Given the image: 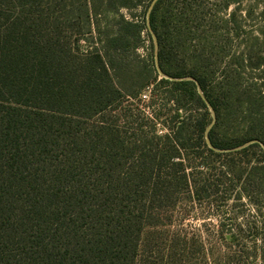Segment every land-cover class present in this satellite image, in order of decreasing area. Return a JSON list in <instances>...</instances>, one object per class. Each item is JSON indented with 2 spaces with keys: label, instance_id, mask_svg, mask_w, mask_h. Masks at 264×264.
Returning a JSON list of instances; mask_svg holds the SVG:
<instances>
[{
  "label": "trees",
  "instance_id": "1",
  "mask_svg": "<svg viewBox=\"0 0 264 264\" xmlns=\"http://www.w3.org/2000/svg\"><path fill=\"white\" fill-rule=\"evenodd\" d=\"M105 1L0 0V264H240V224L218 225L237 246L224 259L173 226L256 162L235 197L251 195L247 231L264 236V74L246 79L264 68V26L226 54L190 36L189 5L156 0L160 77L136 52L140 24L94 20Z\"/></svg>",
  "mask_w": 264,
  "mask_h": 264
},
{
  "label": "rangeland",
  "instance_id": "2",
  "mask_svg": "<svg viewBox=\"0 0 264 264\" xmlns=\"http://www.w3.org/2000/svg\"><path fill=\"white\" fill-rule=\"evenodd\" d=\"M154 0H132L130 5L119 6V0L113 2L107 0L100 4V15H96L94 20L100 24H110L109 28H113L114 24L120 17H125L128 20L137 22L142 26L141 39L142 44L136 49L140 58H145L151 62L154 55V40L153 34L147 28L146 24V10L149 4ZM171 7L174 12L181 11L183 4L189 5L193 9L189 18V31L190 36L196 35L204 37L205 39L219 40L222 43L226 54L234 52L235 55H240L245 47L243 44L248 42L249 36L259 35L260 28L264 26V0H173ZM99 5V4H98ZM107 25V24H106ZM146 26V27H145ZM234 26V27H232ZM187 34V33H186ZM227 38L234 40L232 51L225 48L224 43ZM224 42V43H223ZM258 43L264 46V40L260 38ZM222 48V47H221ZM197 53V52H194ZM182 54H178L181 56ZM152 56V57H151ZM231 59L230 55L222 57V63L228 62ZM223 67L220 66L218 75ZM246 74V72H244ZM264 74V68H256L247 70L246 79L252 76L257 79V75ZM264 76V75H263ZM160 77H167L165 73H160ZM245 77V75L243 76ZM263 83V82H262ZM261 83V84H262ZM149 94L148 90L145 91L141 98L148 100L146 95ZM256 162L242 164V171L245 172V177L241 183L227 193V197L220 201L218 197L206 202H199L195 200L183 209L179 208V216L176 218V224L173 228L181 231L183 234L189 236L199 237L206 248L214 247L217 256L221 259L226 258L231 248L236 249L233 243V237L230 233H226L223 239L218 234V225L223 218L242 227L243 245L242 257L239 259L240 264H264V236L261 232H254L250 234L247 231V223L249 221H257L258 208L256 207L251 195L245 194L241 198H236L237 192L243 190L242 184H246L252 179L246 176L250 167L255 165ZM213 174H220L221 170L217 167L212 170ZM256 257V258H254Z\"/></svg>",
  "mask_w": 264,
  "mask_h": 264
},
{
  "label": "water",
  "instance_id": "3",
  "mask_svg": "<svg viewBox=\"0 0 264 264\" xmlns=\"http://www.w3.org/2000/svg\"><path fill=\"white\" fill-rule=\"evenodd\" d=\"M155 2H156V0H154L153 3L150 5L149 10H148V13L151 11V9H152V7H153V5H154ZM148 24H149V20H148ZM150 31L153 34V40H154V44H155V60H156V65H157V68H158L159 72L160 73H164L161 70L160 66H159V60H158V47H159V45H158V40H157V37H156L155 33L152 31L151 28H150ZM207 142L210 143V140L207 139Z\"/></svg>",
  "mask_w": 264,
  "mask_h": 264
}]
</instances>
